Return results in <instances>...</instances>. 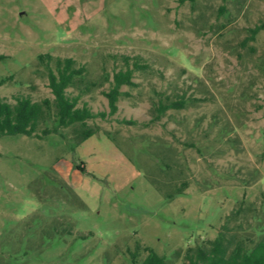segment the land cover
Segmentation results:
<instances>
[{"label":"rangeland","instance_id":"374dc122","mask_svg":"<svg viewBox=\"0 0 264 264\" xmlns=\"http://www.w3.org/2000/svg\"><path fill=\"white\" fill-rule=\"evenodd\" d=\"M41 54L84 66L98 86L78 107L105 116L81 144L73 127L41 136L51 117L0 138V264H132L137 246L184 264L241 201L263 235L264 0H0L2 101L52 100ZM136 57L110 114L103 92ZM154 181L188 186L167 200Z\"/></svg>","mask_w":264,"mask_h":264},{"label":"trees","instance_id":"16d2710c","mask_svg":"<svg viewBox=\"0 0 264 264\" xmlns=\"http://www.w3.org/2000/svg\"><path fill=\"white\" fill-rule=\"evenodd\" d=\"M194 2L195 0H188ZM257 30H254L255 33ZM6 59L0 55V62ZM38 63L46 70L48 87L52 100L44 99L33 102L27 97L19 96L13 105L0 99V138L3 136L23 135L27 137H41L49 134H58L59 129L73 127L74 137L81 144L96 131L87 128V122L96 117H104L105 114L93 113L86 105L78 107L79 100L84 93L98 86L97 82L86 81L87 71L84 66H77L72 58H61L50 54H41L37 58ZM146 64H141L138 57L129 66L125 58V69L112 75L110 88L103 92L108 101L110 114L117 109V101L121 95V87H135L133 82L134 71H145ZM11 80V76L0 78V87ZM107 80V78H106ZM68 89L78 90L76 95H68ZM184 101H174L157 107L159 115L166 111L179 110ZM52 118L54 126L51 129H43L41 136L36 134L39 125L47 118ZM76 170L84 172V168L76 166ZM154 186L164 192L167 200L175 196L183 195L188 184L186 181L179 185L173 184L170 191L165 186L153 182ZM254 212V208L238 202L237 206L224 218L213 239H204L192 247H188L183 254L184 264H264V231L263 235L256 238L250 235L244 224L246 217ZM140 251L144 257L139 260ZM132 264H169L163 257L158 256L148 248L137 246L130 254Z\"/></svg>","mask_w":264,"mask_h":264}]
</instances>
